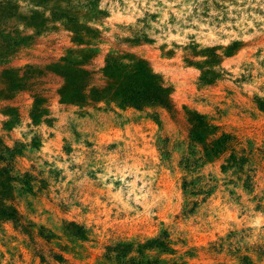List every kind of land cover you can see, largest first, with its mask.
Wrapping results in <instances>:
<instances>
[{"label": "rangeland", "instance_id": "rangeland-1", "mask_svg": "<svg viewBox=\"0 0 264 264\" xmlns=\"http://www.w3.org/2000/svg\"><path fill=\"white\" fill-rule=\"evenodd\" d=\"M0 264H264V0H0Z\"/></svg>", "mask_w": 264, "mask_h": 264}, {"label": "trees", "instance_id": "trees-1", "mask_svg": "<svg viewBox=\"0 0 264 264\" xmlns=\"http://www.w3.org/2000/svg\"><path fill=\"white\" fill-rule=\"evenodd\" d=\"M126 99L127 101L130 99L135 105H142L143 103L150 102L168 106L170 103L167 90L160 85L153 84L152 82L148 83L145 88L134 90V92L131 95H128Z\"/></svg>", "mask_w": 264, "mask_h": 264}]
</instances>
